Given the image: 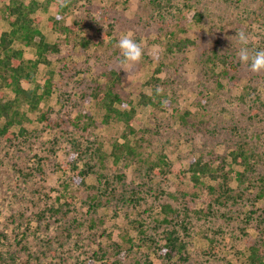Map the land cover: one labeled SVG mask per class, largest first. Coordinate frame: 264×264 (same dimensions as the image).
Segmentation results:
<instances>
[{
    "label": "rangeland",
    "instance_id": "obj_1",
    "mask_svg": "<svg viewBox=\"0 0 264 264\" xmlns=\"http://www.w3.org/2000/svg\"><path fill=\"white\" fill-rule=\"evenodd\" d=\"M150 1L72 0L62 21L74 28L69 32L49 27L50 17L57 15L55 6L37 13L42 18L40 29L50 43L59 45L60 52L48 55L47 62L39 66L36 83L28 86L40 85L42 93L51 76L50 97L35 113L24 107L30 121L24 124L23 134L18 126L15 139H0V264H105L107 259H101L105 250L116 261L111 244L122 242L120 236L128 228L135 238L133 226H138L140 218L156 226L157 219L164 217L159 214L163 203L179 206L171 195L181 202L185 193L191 206L203 207L209 196L205 188L197 189L190 181L188 167L193 159H216L217 153L229 151V145L246 141L258 145L264 161V112L258 117L239 109L237 99L243 86L250 84L258 87L264 99V73L253 74L241 64L232 83L221 72L222 65L212 69L205 60L217 53L239 63L236 51L240 45L229 38L241 28L249 34L250 49H264V0H173L164 16L152 11ZM187 5L203 15L201 22L188 21ZM9 29L8 21L1 20L0 37ZM128 32L142 42L144 55L139 64L122 70L115 45ZM171 34L193 44L184 52L170 54L167 47L175 39ZM24 51L27 60L36 58L34 49ZM111 69L116 73L112 80L107 75ZM152 77L161 79L158 89L170 99L162 107L139 104L143 94L152 96L146 85ZM97 85H112L125 109L136 111L134 133L121 122L106 123V111L93 96ZM186 111L191 115L184 122L180 116ZM42 112L48 119L40 118ZM127 134L144 156L153 161L165 156L162 174L160 167L154 173L148 171L147 161L126 158L115 163L111 152L127 140ZM96 147L107 154L103 173L124 176L126 196L133 190L143 192L138 211L131 212L124 204L98 214L90 208L87 201L99 185L97 176L88 173L96 164ZM81 171L88 174L81 175ZM78 175L82 176L80 183L75 181ZM231 185L236 189L237 182L232 180ZM252 193L247 191L237 205L229 204L220 214L194 219L196 227L186 239L184 259L176 257L170 264H245L248 248L264 241V201L255 202ZM100 216L106 217L103 225ZM92 222L98 227L93 228ZM134 241L133 256L124 264L143 259L140 241ZM150 255L168 264L158 252Z\"/></svg>",
    "mask_w": 264,
    "mask_h": 264
},
{
    "label": "trees",
    "instance_id": "obj_2",
    "mask_svg": "<svg viewBox=\"0 0 264 264\" xmlns=\"http://www.w3.org/2000/svg\"><path fill=\"white\" fill-rule=\"evenodd\" d=\"M172 1L151 0L150 2L153 5L152 11H155L157 14L161 13L164 16L163 11L165 7L167 5L172 7ZM52 6H55L57 15L50 17L49 27L54 31H59L60 28L64 32L72 31L73 27L65 26L62 22L63 15H66L71 5L68 8H59L57 0H0V21L5 19L8 21L10 27L9 31L3 32L0 37V139L2 138L6 141L15 139L17 137L15 129L18 126H20V133L23 134L25 132L23 129L24 124L30 121L27 112H37L40 109L41 103L48 99L52 93L51 76L46 78L42 93H39L40 85L28 88V86L36 83L40 64L47 62L48 55L60 52L59 45L50 43L47 36L40 29L42 18L37 15L38 12H48ZM192 7V5H187L186 15L189 19L188 21L194 23L201 22L203 15L191 9ZM170 36L171 38L175 37L167 47V52L170 54L184 52L190 44H193L190 39H178L174 34ZM17 45L19 47H16ZM24 48L34 49L36 58L27 60ZM205 60L213 65L212 69L219 68V65H222L221 72L227 75L232 83L236 81L237 74L240 71V62L237 63L230 60L226 55L217 53L208 55ZM158 71L161 70L158 69ZM107 75L112 80L111 78H114L116 73L111 69ZM115 80L120 82L118 77H115ZM160 82L161 79L155 77H152L147 82L146 85L152 89V96L143 94L139 104L162 107L164 105L161 101L170 102L168 101L170 99L166 98L163 91L158 93L157 90ZM8 93L13 94V98H7ZM93 96L101 109L106 111L104 115L106 123L112 120L121 122L125 125V130H128L130 133L135 132L132 123L136 111L134 109H125V102H123L121 96L114 90L112 85H97ZM262 98L258 87H254L251 84L243 86L241 94L237 98L238 107H240L239 109L247 110L254 116L260 117L264 112V99ZM118 105H121V107ZM202 105V112L206 113L208 110L204 103ZM25 106H27V112L24 111ZM236 111L238 109H235L234 112ZM227 113L230 116V113ZM190 115L191 112L186 111L180 118L186 122ZM40 118L43 120L48 119L47 113L42 112ZM200 123L203 126L206 124L203 120ZM235 133H237V130H235ZM125 136L127 138L128 134ZM251 137H255V134H252ZM228 150L224 154L217 153L216 159L204 160L200 157L193 159L189 164L188 173L190 181L197 189L205 188L209 196L205 201L202 200L204 201L203 207L191 206L185 201V193L181 194L183 197L181 202L177 196L171 195V199L179 203V206L174 207L172 203H163L159 214H164V217H160V220L157 219L156 226L148 225L147 221L143 218H140L137 222V227L133 226L136 231L135 238L140 241L139 246L138 244L137 246L143 249V259L138 260L136 264H165L152 259L150 254L155 253L156 256V252L162 255L168 264L172 263V260L176 257H180L183 260V255L187 250L186 239L192 237L191 232L196 227V223L193 222L194 219H202L208 216L213 217L215 214H220L223 208L229 204L233 203L237 205L247 191H253L252 196L255 202L264 201V161L262 155L258 152V145L250 144L246 141L243 143L241 141L237 143L236 141L233 145L228 146ZM93 153L96 164L90 168L88 173H94L97 176L99 185L93 187L94 193L87 202L90 203V208H92L94 214H98L103 209H109L118 204L127 205L131 212L138 211L141 203L144 201V197L141 195L143 192L140 193L133 190L130 197L126 196L125 193L129 192V190L125 188L124 176L119 174L109 176L103 173L102 169L106 167L105 160L107 154L100 147H96ZM111 156H114L115 163L126 158L140 162L147 161L150 163L147 170L153 171V173L156 167H160V172L158 173L162 174L166 165L165 156L158 157L157 160L153 161L141 154V152H138L128 138L123 144L115 145ZM73 168L77 169V166L74 165ZM236 168L239 169L236 170ZM88 173L86 172L81 175ZM81 175L75 177V181L82 182ZM232 180L237 182L236 189L231 185ZM211 183H215L219 187V190H216L217 187ZM115 184L120 185V188ZM122 188L124 192H120ZM237 189L239 190L237 191ZM216 195L217 198L213 199L212 197ZM69 200L72 199L70 198ZM52 211L55 210L53 209ZM55 213L57 212L55 211ZM152 214L157 213L153 212ZM105 218V216H100L99 221L101 225L105 223ZM261 219L264 222V206L262 208ZM91 226L97 228L98 224L92 222ZM161 226H164L163 230ZM130 231L131 228H128L122 232L120 236L122 242L111 244L112 250L118 256L116 261L112 262L109 258V252L106 250L103 252L101 259H107L105 264H124L128 257L133 256L135 238H132ZM109 237L113 238L112 236ZM259 242L248 248L249 254L245 257V264H264V241L260 239Z\"/></svg>",
    "mask_w": 264,
    "mask_h": 264
},
{
    "label": "clouds",
    "instance_id": "obj_3",
    "mask_svg": "<svg viewBox=\"0 0 264 264\" xmlns=\"http://www.w3.org/2000/svg\"><path fill=\"white\" fill-rule=\"evenodd\" d=\"M71 4L72 0H57L59 8H68ZM229 39L232 44L235 41L240 45L236 51V57L242 65H247L253 74L264 73V49H250L248 47L250 37L243 28L236 30V35ZM115 46L119 49L118 63L122 70L131 69L143 59L142 42L138 43L131 32L122 34ZM157 91L159 93L161 90L158 89ZM161 103L166 105L167 101H161Z\"/></svg>",
    "mask_w": 264,
    "mask_h": 264
}]
</instances>
